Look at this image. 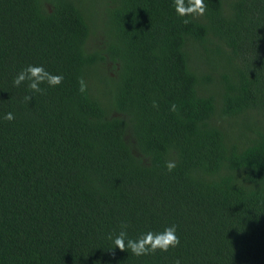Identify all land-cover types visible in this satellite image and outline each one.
<instances>
[{"label":"trees","instance_id":"1","mask_svg":"<svg viewBox=\"0 0 264 264\" xmlns=\"http://www.w3.org/2000/svg\"><path fill=\"white\" fill-rule=\"evenodd\" d=\"M176 3L0 0V264H264V0Z\"/></svg>","mask_w":264,"mask_h":264},{"label":"clouds","instance_id":"2","mask_svg":"<svg viewBox=\"0 0 264 264\" xmlns=\"http://www.w3.org/2000/svg\"><path fill=\"white\" fill-rule=\"evenodd\" d=\"M175 7L177 14L181 16L203 15L206 11L205 0H194L187 7L184 6L183 0H177ZM63 79L62 74L51 73L43 65L28 64L14 76L13 84L19 87L21 84L27 82V87L35 94L45 90L41 87L42 84L56 86L61 84ZM25 99L30 100L31 96H26ZM176 107L175 104H172L171 110L175 111ZM14 118L15 116L12 112H6L3 116V119L9 121ZM166 167L168 171H172L176 167L175 162H166ZM126 227L127 225L122 222L119 233L115 236L110 234L109 238L112 240L115 248L118 247L122 250L127 248L136 256L147 255L157 250L167 252L170 248H175L180 245V237L177 234L175 224L165 226L162 231L149 230L141 233L137 238L129 237ZM176 264H180L179 260H177Z\"/></svg>","mask_w":264,"mask_h":264}]
</instances>
